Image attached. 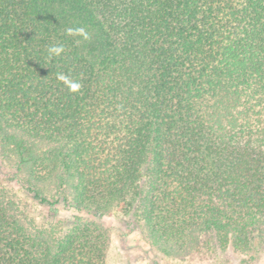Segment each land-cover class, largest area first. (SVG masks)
Masks as SVG:
<instances>
[{
    "label": "trees",
    "instance_id": "obj_1",
    "mask_svg": "<svg viewBox=\"0 0 264 264\" xmlns=\"http://www.w3.org/2000/svg\"><path fill=\"white\" fill-rule=\"evenodd\" d=\"M77 27L90 39L67 34ZM54 45L65 51L49 59ZM0 148L48 212L22 218L0 189V264H108L93 221L110 216L151 264L202 251L254 261L264 0H0Z\"/></svg>",
    "mask_w": 264,
    "mask_h": 264
},
{
    "label": "rangeland",
    "instance_id": "obj_2",
    "mask_svg": "<svg viewBox=\"0 0 264 264\" xmlns=\"http://www.w3.org/2000/svg\"><path fill=\"white\" fill-rule=\"evenodd\" d=\"M15 136L17 137V134ZM0 151L5 154L0 156V189L4 190L6 198L13 199L10 201L11 207L17 213L18 206L22 218H25L24 216L28 219L35 217L38 222L47 220L48 212L43 207L37 206L32 196L28 195L17 184V167L14 165L13 154H8L6 150H1V148ZM75 215L77 213L74 211H64L60 213L59 218L70 221ZM93 222H96L97 225L100 224V227L107 233L108 250L106 256L108 264H151L149 260L155 256L154 252L137 233H131L126 237L123 234L125 229L120 224L118 217H104L102 222ZM160 257L162 258V256ZM220 257H208L202 251L183 258H158V260L160 264H241V256L231 252L220 254ZM148 258L149 260H147ZM247 264H264V252H261L254 261Z\"/></svg>",
    "mask_w": 264,
    "mask_h": 264
},
{
    "label": "clouds",
    "instance_id": "obj_3",
    "mask_svg": "<svg viewBox=\"0 0 264 264\" xmlns=\"http://www.w3.org/2000/svg\"><path fill=\"white\" fill-rule=\"evenodd\" d=\"M67 34L70 36H79L82 37L84 40L90 39L88 31L84 27H77V28H68ZM65 51L63 45L59 46H51L48 48L49 59L53 56H60ZM58 79L62 81L71 92H77L81 88V84L69 78L64 74H60Z\"/></svg>",
    "mask_w": 264,
    "mask_h": 264
}]
</instances>
